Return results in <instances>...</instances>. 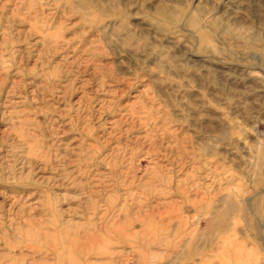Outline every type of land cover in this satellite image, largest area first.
<instances>
[{
    "label": "rangeland",
    "instance_id": "rangeland-1",
    "mask_svg": "<svg viewBox=\"0 0 264 264\" xmlns=\"http://www.w3.org/2000/svg\"><path fill=\"white\" fill-rule=\"evenodd\" d=\"M0 264H264V0H0Z\"/></svg>",
    "mask_w": 264,
    "mask_h": 264
}]
</instances>
